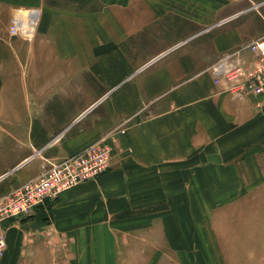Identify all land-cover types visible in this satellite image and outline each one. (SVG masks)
Listing matches in <instances>:
<instances>
[{"label":"crops","instance_id":"obj_1","mask_svg":"<svg viewBox=\"0 0 264 264\" xmlns=\"http://www.w3.org/2000/svg\"><path fill=\"white\" fill-rule=\"evenodd\" d=\"M17 9L39 10L30 38ZM263 34L264 0H0V199L113 146L46 209L0 214V264H264V101L210 71Z\"/></svg>","mask_w":264,"mask_h":264},{"label":"built area","instance_id":"obj_2","mask_svg":"<svg viewBox=\"0 0 264 264\" xmlns=\"http://www.w3.org/2000/svg\"><path fill=\"white\" fill-rule=\"evenodd\" d=\"M38 9H17L8 31L13 37L30 38L37 22ZM244 53L250 54L249 58ZM215 84L224 83L225 91L234 96L251 94L264 101V34L220 57L210 68ZM107 137V136H106ZM92 144L79 152L52 163L42 174L19 184L0 199L2 218L25 217L44 210L63 190L90 180L110 167L113 146ZM109 138H113L111 135ZM3 241L0 237V248Z\"/></svg>","mask_w":264,"mask_h":264},{"label":"rangeland","instance_id":"obj_3","mask_svg":"<svg viewBox=\"0 0 264 264\" xmlns=\"http://www.w3.org/2000/svg\"><path fill=\"white\" fill-rule=\"evenodd\" d=\"M234 1H238V0H234ZM23 10H24V9H23ZM15 12H16V11H15ZM249 19L252 20V21H251L252 25H250L249 28L255 27V24H254V23H255V21H256L257 18H256L255 16H250ZM249 23H250V22H249ZM254 30L256 31L255 28L253 29V31H254ZM250 31L252 32V30H250ZM15 37H16V36H15ZM246 39H250L249 36H248V38H246ZM246 39H244V40H246ZM0 132L3 133V132H5V130H2V131L0 130ZM9 132H13V133H15L16 130H9ZM7 137H8V136H7ZM9 157H10V154H9ZM0 165H1V163H0ZM12 172H13V170L11 169V170H10V173L6 174L4 177L6 178L7 176H10Z\"/></svg>","mask_w":264,"mask_h":264}]
</instances>
